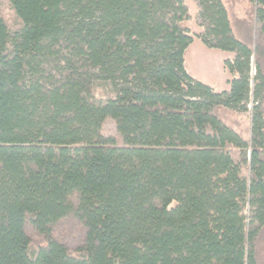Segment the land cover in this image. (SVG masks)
<instances>
[{"label": "trees", "instance_id": "1", "mask_svg": "<svg viewBox=\"0 0 264 264\" xmlns=\"http://www.w3.org/2000/svg\"><path fill=\"white\" fill-rule=\"evenodd\" d=\"M195 1L199 33L187 0H0V264H264V0H232L250 45ZM195 40L233 54L226 91L187 72Z\"/></svg>", "mask_w": 264, "mask_h": 264}, {"label": "rangeland", "instance_id": "2", "mask_svg": "<svg viewBox=\"0 0 264 264\" xmlns=\"http://www.w3.org/2000/svg\"><path fill=\"white\" fill-rule=\"evenodd\" d=\"M231 21V27L236 37L242 42L250 45L252 41V11L246 4H235L232 0H223ZM190 10L189 25L191 29L199 33V27L196 19V13L199 8L195 0H187ZM7 16L8 11L5 9ZM233 57L231 53H224L218 50L208 49L198 40H195L185 53V67L187 72L205 85L211 87L216 92L226 91L228 89L227 81L229 75L224 72L222 62ZM251 76L254 73L251 72ZM100 89L95 90V97L98 98ZM252 100H249L248 108ZM224 121L243 138H246L245 127L246 118L235 115L224 114ZM102 136L114 138L119 143V137L116 131V125L113 121H106L101 131ZM247 212V208L244 210ZM51 231L55 239L62 244L70 253L76 252L84 244L85 228L83 224L70 214L51 226Z\"/></svg>", "mask_w": 264, "mask_h": 264}]
</instances>
